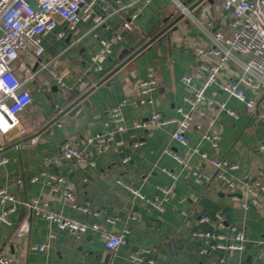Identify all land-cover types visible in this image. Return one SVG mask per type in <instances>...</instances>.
Here are the masks:
<instances>
[{
	"label": "crops",
	"instance_id": "crops-1",
	"mask_svg": "<svg viewBox=\"0 0 264 264\" xmlns=\"http://www.w3.org/2000/svg\"><path fill=\"white\" fill-rule=\"evenodd\" d=\"M179 1L185 15L175 21L183 10L174 0H95L89 19L71 30L58 17L56 28L43 35L44 55L28 57V67L35 63L40 68L26 83L34 101L19 113L26 133L15 129L6 137L0 132V157H8L0 164V187L14 197L4 205L16 206L9 214L11 224L0 221V255H8L14 264H137L133 253L152 258L155 264H264V209L242 205L249 198L247 183H264V149H260L264 90L242 86L247 97L255 100L253 108L224 91L221 84L240 75L237 63L228 61L216 83L206 90L205 113H197L185 132L187 144L174 137L181 118L178 107L187 106L184 98L207 74L206 67L218 61L210 51L214 36L231 33L232 17L222 0H204L197 14L189 9L194 1ZM133 13L137 16L130 19ZM129 20L132 29L124 27ZM60 31L65 32L63 37ZM102 39L110 42L112 52L97 69L93 55ZM150 72L156 75L157 86L142 94L138 84ZM185 75H191L193 82H186ZM82 95L77 111L63 112ZM113 107H119L124 117L120 131L109 113ZM154 112L176 121L159 127L137 126ZM97 133H113L114 139L101 152L88 155L95 165L60 155L65 140L79 142ZM205 133L219 135L217 146L203 137ZM136 141L141 145L134 147ZM167 148L208 174L215 170L201 153L235 161L239 165L233 173L236 189L230 190L216 177L195 182L191 168L184 167ZM120 180L147 197H157L164 210L155 209ZM161 187L171 191L168 197ZM34 199L56 213L123 233L124 243L112 251L95 231L78 234L60 229L31 211L27 203ZM216 212L225 215L223 226L198 222L202 215ZM25 222L29 232L18 236ZM230 225L242 229V249L200 251L194 229L227 231ZM41 244L45 249L33 247Z\"/></svg>",
	"mask_w": 264,
	"mask_h": 264
},
{
	"label": "built area",
	"instance_id": "built-area-1",
	"mask_svg": "<svg viewBox=\"0 0 264 264\" xmlns=\"http://www.w3.org/2000/svg\"><path fill=\"white\" fill-rule=\"evenodd\" d=\"M146 2L150 0H144ZM177 5L185 10V6L179 0H174ZM223 7L232 12L228 26L231 29L229 35L217 32L214 36L215 46L210 51L218 57V61L208 67L207 74L199 80L191 95L184 98L187 106L178 107L181 118L177 120L178 129L174 137L181 143L187 144L185 132L194 123L197 113L204 114L202 104L206 99V90L216 83L217 75L221 67L228 61H235L240 68V75L235 80L225 81L221 84L224 91L234 95L243 101L247 107L253 108L255 100L247 97L242 86L256 90H264V0H222ZM95 0H0V132L6 137L15 129L19 134L26 133V128L20 123L19 113L34 101L30 90L26 88V83L32 80L39 71V66L35 63L28 67V57L38 59L45 53L43 45V35L52 31L57 26V18H63L69 29L82 21H86L92 15V5ZM136 13L130 19L136 17ZM126 29H132L131 20L124 22ZM60 37L65 35L64 31L58 33ZM203 52V50H199ZM112 52L111 44L108 40L102 39L98 51L93 55L94 66L98 69L102 67L103 61ZM61 81L62 78H59ZM184 80L192 83L194 78L185 75ZM157 86V78L154 72H150L148 77L138 84L142 94H149ZM146 98L141 101H145ZM230 114L236 113L232 110ZM111 119L117 131L124 128V117L119 107H113L109 111ZM264 119V109L261 112ZM176 119L167 118L158 112H154L146 121L138 123V127L148 125L164 126L174 122ZM205 138L211 141L213 147L217 146L219 135L216 133H205ZM114 139L113 133H97L85 137L81 141L65 140L61 144L60 155L64 158H75L81 162H89L95 165L93 158L89 160V154L93 151L101 152L103 146ZM136 141L134 147L141 145ZM264 149V142L260 145ZM166 151L172 154L184 167L191 168L192 178L195 182L201 183L216 177L222 180L230 190H235L237 181L234 172L239 169L238 163L227 158L209 157L206 153H201L203 160L214 167V173L208 174L201 169L194 167L184 157L171 149ZM6 155L0 157V164L6 163ZM164 171L172 177L176 174L169 170ZM53 179L61 180L52 175ZM120 183L134 192L141 199L150 203L157 210H164V206L157 197L150 198L123 181ZM168 197L171 191L161 187ZM249 198L243 201L245 208L262 207L264 209V183L254 180L247 183ZM65 194L74 199L70 191ZM6 200H14V197L7 188L0 187V221L11 224L9 214L16 210V206L6 207ZM36 216H41L56 224L60 229L71 230L78 234L95 231L104 237V244L109 250H116L124 243L123 233L108 232L98 223H85L74 218L67 217L61 213H56L48 208L47 203H40L38 199L28 202ZM86 210L85 207H83ZM199 223H218L223 226L226 217L220 212L215 214L202 215ZM29 232L27 222L23 223L17 230L18 236H26ZM193 235L201 242L200 251L206 253L212 250H240L243 248L245 237L242 229L237 225H230L227 231L214 229H194ZM264 242V241H263ZM40 250L45 249V244L33 245ZM132 259L137 264H155L152 258L140 253H133ZM0 264H14L8 255H0ZM104 264V263H97Z\"/></svg>",
	"mask_w": 264,
	"mask_h": 264
},
{
	"label": "water",
	"instance_id": "water-1",
	"mask_svg": "<svg viewBox=\"0 0 264 264\" xmlns=\"http://www.w3.org/2000/svg\"><path fill=\"white\" fill-rule=\"evenodd\" d=\"M191 1H194V3L189 7V9L190 10H194V13H198L199 12V10L201 9V7L199 6V4L201 3V2H203L204 0H189V2H191ZM198 6V7H197ZM185 15V11L183 10L180 14H179V16L176 18V20L175 21H177V20H179L180 18H182L183 16ZM174 21V22H175ZM173 22V23H174ZM172 23V24H173ZM171 26V25H170ZM143 48V46L142 47H140L139 49H138V51L140 50V49H142ZM137 51V52H138ZM100 82H98L97 84H99ZM85 95H82V96H80L79 98H77L75 101H73V102H71V103H69L67 106H66V108L64 109V111L63 112H71V113H74L75 111H77L80 107H81V105H80V101H81V99L84 97ZM57 119V117L55 118V119H52V121H50V123L49 124H51L52 122H54L55 120ZM118 136V135H117ZM21 142H17L16 143V145H18V144H20ZM23 207V206H22ZM33 209H31V211H32ZM20 211H21V213L24 211V208H21L20 209Z\"/></svg>",
	"mask_w": 264,
	"mask_h": 264
}]
</instances>
